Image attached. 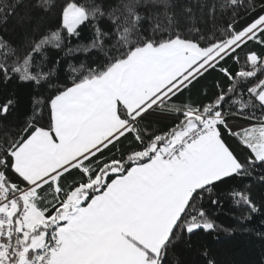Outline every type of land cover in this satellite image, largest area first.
I'll return each instance as SVG.
<instances>
[{
	"label": "snow or ice",
	"instance_id": "1",
	"mask_svg": "<svg viewBox=\"0 0 264 264\" xmlns=\"http://www.w3.org/2000/svg\"><path fill=\"white\" fill-rule=\"evenodd\" d=\"M160 2L168 26L156 23L150 35L141 32L140 0L109 11L94 0H64L57 29L25 28L18 45L0 37L4 80L52 87L46 99L34 97L16 135L0 142V264H169L178 242L217 229L204 200L220 207L216 188L264 168V79L257 77L264 75V53L245 52L249 42L264 47V14L242 28L233 19L220 37L201 43L190 38L200 32L195 21L182 35L180 16ZM37 6L49 10L54 0ZM15 7L0 3V16ZM88 24L91 42L66 47ZM49 47L66 56L96 50V67L69 65L71 84L54 85L62 61L47 67ZM241 53L249 70L233 74L225 65L238 64ZM211 71L229 85L218 83L206 103L176 106L173 98ZM13 106L11 99L0 104V116ZM153 114L182 118L150 131L145 121ZM125 141L131 146L117 156L113 150ZM230 196L249 216L260 211L250 191Z\"/></svg>",
	"mask_w": 264,
	"mask_h": 264
},
{
	"label": "trees",
	"instance_id": "2",
	"mask_svg": "<svg viewBox=\"0 0 264 264\" xmlns=\"http://www.w3.org/2000/svg\"><path fill=\"white\" fill-rule=\"evenodd\" d=\"M5 2L16 3V7L14 11L9 10L7 12L6 18L0 16V37L14 45L20 44L25 28L38 27L39 32L43 33L48 29L55 30L61 24L60 5L63 4L64 0H54V7L49 10L37 6L41 0H0V3ZM78 2L83 3L86 0H78ZM94 2L101 5L105 11H109L111 8H120L127 0H94ZM167 3L169 5L167 11L180 16L179 31L182 35H189V29L193 27V21H195V27L200 29V32H192L190 38L198 39L201 43H203L201 37H220L228 23L233 19L236 20L234 26L242 28L258 15L264 14V0H240L237 5L228 7H222L226 0H167ZM185 6L192 8V14H183ZM213 7H215L214 12ZM137 11L144 17L141 23L143 35H150L151 29L156 23L161 28L168 26V20L165 16L166 9L160 0H155V2L154 0H140ZM93 36L94 28L92 25H82L79 37H71L70 43L66 40L65 45L72 48L87 45ZM112 39L114 42V35ZM249 50L256 51L258 55L264 53V47L253 42H249L245 52ZM46 52L48 59L45 63L47 67L52 66L53 60L60 59L62 61L63 71L58 73L61 78L59 80L55 77L51 78L54 85L71 84L73 73L69 65L79 68L83 64L94 68L96 64L92 61L98 58L96 50L93 52H76L71 56L64 54L65 49L53 47L47 48ZM98 55L102 56L103 53ZM35 59L39 60L40 57L36 56ZM9 63H11V59ZM225 66L233 74L241 69L249 70L245 63L244 53H241L238 64L229 60ZM47 67L44 68L45 71ZM257 77L264 79L261 72L257 73ZM250 79L255 80L256 78ZM218 83L220 87L225 88L229 85V81L221 73L211 71L200 78L194 87L185 91L178 98L174 97L173 100L178 107L185 103L192 105L206 103L218 91ZM205 90L207 95L204 94ZM51 91V86L41 88L34 82L21 81L16 76L10 80H4L0 76V104L6 103L9 99L14 101V106L10 109L7 117L0 116V142L10 136H15L19 128L32 115L34 97L39 95L46 99ZM181 118L172 114H153L147 118L145 123L149 126L150 131L155 129L166 131ZM130 146V143L125 141L123 145L119 146L120 151L113 150V152L120 156ZM112 154L109 153V156ZM247 154L246 149L241 150L242 159ZM234 190L250 191L251 197L260 211L249 216L246 207L238 208L235 206L230 196ZM214 191L215 198L221 201V206L212 205L208 199H205L203 207L210 218L215 221L218 226L217 229L211 232L199 231L198 234L192 236L190 243L178 242L169 256V264H207L209 258L215 260L216 264H264V168L256 167L250 175L229 179L227 183L221 184ZM205 252H207V256L204 255Z\"/></svg>",
	"mask_w": 264,
	"mask_h": 264
}]
</instances>
